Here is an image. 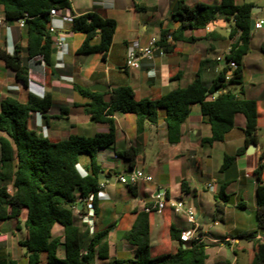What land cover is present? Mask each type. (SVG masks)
Here are the masks:
<instances>
[{"label":"crops","instance_id":"0c3cea01","mask_svg":"<svg viewBox=\"0 0 264 264\" xmlns=\"http://www.w3.org/2000/svg\"><path fill=\"white\" fill-rule=\"evenodd\" d=\"M180 1L189 6L198 3L217 5L221 2V0H70V9L59 12L53 21L56 33L52 35L53 39L57 36L63 37L68 47V54L62 59L59 53H52L50 66L38 63L39 58L33 61L27 60L26 28L19 27L16 21H7L4 8L0 4V18L5 19L4 25L0 27V47H4L11 55L19 54L26 64L29 79L27 85H22L16 73L0 60V113L1 102L7 97H15L25 104L32 94L39 97L51 94L56 102L52 113L47 118L39 113L33 114L30 118L31 127L35 125L38 133L41 130L45 136L65 140L70 135L76 134L74 129H68L69 125L65 124L69 122L71 116L80 118L85 116L86 121L91 120L85 110L89 99L74 89L75 83L73 85L69 83L76 72L78 61L77 57L73 61L71 55L73 51L77 52L85 35L73 32L71 27L66 28L68 22L72 26L73 17L88 12H96L103 18L116 21L117 28L111 50L105 61L112 68H120L125 73L98 79L94 85H105L109 92L120 86H131L137 100H156L179 88H185L193 82L198 71L202 72L204 81L211 85L226 66L225 58L230 53L232 45L238 40V36L230 38L233 21L226 20L222 15L208 24L211 31L205 28L193 33L197 41L175 43L171 51L166 52L164 56L156 57L141 70H128L125 67L127 51L133 42L146 46L154 38L160 41L168 30L179 28L181 22L173 18V9ZM243 2L246 1L237 0L239 4ZM254 4L257 14H252V18L255 21L264 20V8ZM263 29L264 24L262 29L254 30L253 37L255 31L261 33ZM251 44L249 52L243 57V85L237 86L235 93L241 99L256 102L259 114L257 145L249 144L245 147L246 119L242 114L234 116V128L225 135L223 141L213 144L204 142V139L212 137V128L208 119L202 114L199 104L192 105L190 116L182 125L181 138L177 144L168 141L167 126L162 112L156 125L145 122L133 135L128 131L130 123L126 120L124 124L121 123V119L126 117L125 114L115 116L116 144L100 150L97 154L103 179H100L102 194L98 195L96 212L93 208L87 207L86 213L80 215L78 213L82 209L80 205L75 212L79 220L78 224H86L85 228H89L91 233L112 226L108 235L111 259L134 258L135 247L126 240L125 235L136 219V212L145 211V207L153 206L158 194L182 198L195 210L200 232L208 236L204 240L208 245L206 264L220 261L234 264L225 257L226 248L234 253L238 248L247 254H252L253 258L258 244L264 243V230L259 229L257 217V188L260 182L255 174L258 166L264 164V54L262 51L264 38L260 47L262 55L257 59L250 60ZM96 55L98 59L99 56ZM205 60L211 63L204 65L201 70V62ZM247 64L251 70L248 77L245 75ZM130 73L133 75L132 82L136 83V87L129 83ZM143 83H146L150 89L149 96L144 97L140 94L139 90H142ZM241 88L243 93L239 94ZM218 94L215 93L214 97ZM109 98L110 93L105 96V100ZM208 100H213V96H209ZM135 122L138 124L136 115ZM102 125L95 134L108 130L106 124ZM131 147L140 150L133 167L123 157L124 152ZM244 147V151L236 154ZM225 156H234V161L223 168ZM86 159L83 161L80 158L79 169L82 173L87 172L85 168L90 162L89 156ZM135 168L150 175L153 181H141L135 185L122 184L127 188L126 192L122 191L118 188L120 182L117 181V177L126 175ZM183 180L187 181L186 192L182 188ZM261 183L264 185V171ZM209 185L213 186L212 190ZM85 204L88 206L90 202L87 201ZM149 217L151 256L176 253L181 243L178 239H173L172 232L174 231V234L181 238L182 232L190 227L186 217L174 213L169 206L161 213L149 212ZM7 221L11 223L9 232L16 234L18 230H22L21 225L24 220L19 228L16 220ZM3 223L0 224V246L3 245L0 247V256L3 258H0V263L22 264L25 261L27 264L26 254L22 249L24 247L20 244L22 254H14L13 250L12 252L6 250L10 246V233L3 231ZM251 233L255 236L247 238L246 235ZM23 236L25 238L26 234L24 233ZM182 244L186 247L188 243ZM154 250L160 253L154 255ZM19 255L22 256L21 262L18 261ZM58 256L64 258L62 247L59 248ZM235 260L238 262L237 259ZM98 264L107 263L99 261Z\"/></svg>","mask_w":264,"mask_h":264},{"label":"trees","instance_id":"16d2710c","mask_svg":"<svg viewBox=\"0 0 264 264\" xmlns=\"http://www.w3.org/2000/svg\"><path fill=\"white\" fill-rule=\"evenodd\" d=\"M7 21L25 18L28 36L27 60L38 59V63L51 65L53 37L49 32L50 12L70 9V0H0ZM252 2L237 3V0H221L217 5L198 3L189 6L180 1L173 9V18L181 25L176 30H168L159 41L166 52L174 48L175 43L197 41L194 32L205 29L217 16L233 21L230 38L238 36L230 53L225 58L226 66L207 84L198 71L193 82L185 88H179L159 99H136L131 86H120L111 92H91L74 88L83 97L89 99L86 112L95 123L108 126L106 132L94 136L70 135L65 140L56 139L38 133L31 127L30 118L39 113L47 118L55 107L51 94L43 97L32 94L27 103L19 102L15 97H7L1 102L0 113V224L7 220H16L26 230V237L19 244L26 249L27 264H206L208 255L205 242H190L183 247L180 236L172 232L173 239L180 241L176 253L151 256V223L149 213L136 212V219L125 235L126 240L135 247V256L130 259L110 257L108 235L112 226L92 233L86 224L79 225L75 212L83 204L80 215L86 213L85 202L90 197V205L96 212V202L101 191V166L97 154L100 150L113 147L117 141L115 116L134 114L138 128L149 122L156 125L163 113L167 126L168 141L177 144L181 138L182 125L190 116L194 104L201 106L202 114L212 128V137L204 142L213 144L224 140L225 135L234 128V116L244 115L245 147L258 143V118L256 102L241 99L235 93L237 86L242 87L243 57L249 52L254 29H251ZM117 23L113 19L103 18L96 12H88L72 19L73 32L83 33L85 39L77 50V55L98 53L105 61L111 50ZM168 35L171 40L168 41ZM18 51V48H17ZM264 54V48H262ZM0 60L16 73L17 79L25 85L29 83L26 64L19 54L11 55L0 47ZM234 62L236 68L229 63ZM36 63V61H35ZM209 61L201 62V70ZM229 71L231 74L229 75ZM110 93L109 100L105 96ZM215 93H219L214 97ZM241 88L239 94H242ZM213 96V100H208ZM239 150L236 154L244 151ZM140 150L127 149L123 157L133 167ZM88 155L89 164L86 174L79 169L80 156ZM234 156H225L223 168L231 165ZM264 164L255 171L260 184L258 195V227L264 230V185L261 177ZM12 188V193L8 188ZM134 189L132 186L130 187ZM183 191H187V181L183 180ZM57 227V234L53 233ZM179 233V232H177ZM253 233L246 235L254 237ZM64 258L58 256L59 248ZM42 255H45L43 262ZM1 264V263H0ZM10 264H16L11 262ZM215 264H231L220 261ZM251 264H264V243H259Z\"/></svg>","mask_w":264,"mask_h":264},{"label":"rangeland","instance_id":"374dc122","mask_svg":"<svg viewBox=\"0 0 264 264\" xmlns=\"http://www.w3.org/2000/svg\"><path fill=\"white\" fill-rule=\"evenodd\" d=\"M246 2H254L258 5V7H263L264 8V0H245ZM71 25L68 22L66 25V28H70ZM83 34V33H82ZM264 29L260 32L255 31V36L252 39V44H251V51H252V55L250 57V60L252 59H257L259 56H261V51H260V47L262 45V41L264 38ZM98 53H92V54H83V55H77L76 52H72V60L75 61V58H78L77 61V67H76V72L73 74V78L72 81H70V84H74L75 83V88L76 90L83 89V90H87L90 91L91 87L97 82L98 79H105L107 78L109 75L111 77L114 76H119V74H125L123 73V71H121L120 68L114 69L112 68V66L108 65L106 63V61H104L102 59V56L100 54H98V59L97 55ZM96 56V57H95ZM115 70V71H114ZM250 68L248 67V64L246 65L245 68V75L248 77L250 74ZM129 83H131V85L133 87H136V83L132 82L133 81V75L132 73H130L129 75ZM144 85L142 86V90L140 94L142 96H149L150 95V89L148 87V85H146V83H143ZM125 119H121V123L124 124V121H128L130 123V128H128V131L130 134H134L137 133L138 130V124L137 122H135V115L134 114H125ZM85 116H83V118L80 117H76V116H71L70 120L68 123H65L68 126V129L72 128L74 129V133L82 135V136H94L97 129L101 126H103L102 124L99 123H95L92 120L86 121ZM71 125V126H70ZM32 127H35V125H33ZM81 128L80 130L76 129V128ZM39 133H42V131L40 130ZM81 160H87L86 158H88V155H81L80 156ZM119 162V161H118ZM118 188L122 189V191H127V188L122 185V184H118ZM77 218V223H78V217ZM10 221H6L3 223V231L7 234H9V244L10 246H8L9 248L6 250L7 251H11L13 250L14 254H22L21 253V248L19 246V241L22 240L24 238L23 234H26V230L23 227V224L21 225L22 230H18V232L15 234L14 232H9L10 231ZM59 232V231H58ZM57 227L54 229L53 233L57 234ZM245 245H248L247 242H244ZM3 246V245H2ZM0 246V247H2ZM7 246V245H4ZM23 251L26 253V249L22 248ZM226 253H225V257H227V259H229L231 262H234V264H250L251 263V258H252V254H247L246 252H243L240 249H236L235 253L234 251L226 248ZM154 255H157V253H160V251L158 250H154ZM12 254V253H11ZM1 259L2 256H0ZM45 255H42V259L43 261L45 260ZM238 260V262H236V260ZM18 261L21 262L22 261V256H18ZM212 262H210L211 264ZM3 264V263H1ZM22 264H25V261H23ZM44 264V263H43Z\"/></svg>","mask_w":264,"mask_h":264},{"label":"built area","instance_id":"2783aa9c","mask_svg":"<svg viewBox=\"0 0 264 264\" xmlns=\"http://www.w3.org/2000/svg\"><path fill=\"white\" fill-rule=\"evenodd\" d=\"M59 15V11L56 9H52L50 12L51 24L49 27V32L53 35L56 33V28L53 25V21ZM5 19L0 18V27L4 25ZM18 26L23 28L25 25V18H22L16 21ZM264 20L255 21L254 30H259L263 28ZM207 31H211L210 27H206ZM168 41L171 40V36L168 35ZM53 46L56 49V52L61 55L63 59L68 54V47L65 43L63 37L57 36L53 39ZM166 54V50L163 46L159 45V40L152 39L150 43L146 46L140 45L138 42H133L132 45L129 46L125 61V67L128 70H141L144 66L150 62H152L156 57H161ZM231 68H236V64L234 62L229 63ZM231 72H229V75ZM117 181L121 184L125 185H135L141 181L144 182H152L153 179L150 175H147L141 169H132L126 175H120L117 177ZM209 188L212 190L213 186L209 185ZM8 192L12 193V188H8ZM102 192H99L101 195ZM93 200L92 197L89 198L88 202ZM167 206H169L174 213L183 214L186 217V220L189 224V228L184 230L181 234V240L184 244L196 241V242H204L207 239V234L200 232V225L197 221V214L195 210L188 206L186 202L179 197H166L165 194H158L156 197V202L151 207H145L146 212L155 211L161 213ZM89 209H92V206L88 205ZM217 222H215L216 224Z\"/></svg>","mask_w":264,"mask_h":264},{"label":"water","instance_id":"95a60500","mask_svg":"<svg viewBox=\"0 0 264 264\" xmlns=\"http://www.w3.org/2000/svg\"><path fill=\"white\" fill-rule=\"evenodd\" d=\"M252 14H257L255 7L252 9ZM254 25H255V20L253 19L251 21V29H254ZM53 53H56V49H53ZM22 85H25V83L23 81H19ZM91 92H100V93H105L107 91V86L102 85V84H96L94 86L91 87L90 89ZM251 148V147H250ZM252 148H255V146H252ZM100 179H103V176L100 175ZM80 207H83V204H80Z\"/></svg>","mask_w":264,"mask_h":264},{"label":"clouds","instance_id":"9594fccd","mask_svg":"<svg viewBox=\"0 0 264 264\" xmlns=\"http://www.w3.org/2000/svg\"><path fill=\"white\" fill-rule=\"evenodd\" d=\"M82 174H86V172L85 173H82Z\"/></svg>","mask_w":264,"mask_h":264}]
</instances>
